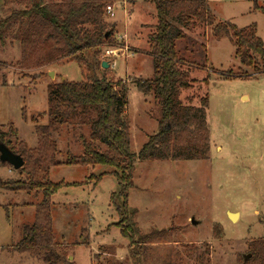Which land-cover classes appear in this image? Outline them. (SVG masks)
<instances>
[{
  "label": "rangeland",
  "instance_id": "374dc122",
  "mask_svg": "<svg viewBox=\"0 0 264 264\" xmlns=\"http://www.w3.org/2000/svg\"><path fill=\"white\" fill-rule=\"evenodd\" d=\"M158 1L122 0L111 4L113 17L105 16V22L113 24L115 32L98 55L94 50L82 52L85 63L59 59L41 70L20 72L16 65L20 60L17 44L12 48L8 42L0 44V130L11 126L17 133L11 138L13 151H21L19 142L30 149L37 146L34 125L48 123L43 115L48 106L47 85L61 80L81 82L83 74L91 77L97 62L105 61L109 68L100 66L95 74L100 76L105 71L106 80L113 84L124 81L129 147L138 153L148 137L159 130L157 102L152 95L142 96L136 87L139 82L153 79L154 61L147 39L157 21L154 6ZM206 2L216 23L229 22L239 29L254 26L256 36L264 42V0ZM9 13L0 0V18ZM185 32L186 38L176 44L178 58L199 68L189 69L192 88L181 89L179 99L183 105L196 106L200 98L207 96L209 156L197 161L135 163L127 198L139 232L136 238L166 231L149 240L136 259L116 226L120 216L110 196L118 190V182L110 175L98 183L95 180L113 169L61 165L50 168L47 175L36 172L42 183L71 184L52 195L50 201L55 252L72 264H247L249 244L263 237L264 67L259 66V72L244 67L229 37H216L212 27L197 24ZM110 45L127 46L128 51L104 58ZM229 73L241 77L228 79L225 74ZM50 132L60 151V162L82 155V142H89V128L78 121ZM89 177L93 178L86 183ZM27 178V170L20 173L0 166L1 182ZM41 199V192L0 189V264H44L41 254L15 249L23 237L22 228L34 221V207ZM229 213H236L237 218L231 221Z\"/></svg>",
  "mask_w": 264,
  "mask_h": 264
},
{
  "label": "trees",
  "instance_id": "16d2710c",
  "mask_svg": "<svg viewBox=\"0 0 264 264\" xmlns=\"http://www.w3.org/2000/svg\"><path fill=\"white\" fill-rule=\"evenodd\" d=\"M122 0H3V6L10 10L0 18V44L8 42L20 48L21 69L41 70L59 59L73 58L84 62L82 52L94 50L95 55L107 44L115 32L113 24L105 22L107 5L119 4ZM156 24L148 36L149 55L153 58V79L137 83L142 96L152 95L157 102L160 119L158 132L150 135L138 153L130 146V130L125 119L126 90L121 81L113 84L106 80L105 71L95 74L105 61H98L92 76L83 74V81L71 83L60 81L46 88L48 106L43 115L48 123L34 125L37 146L27 148L22 142L21 151H13L11 138L17 133L9 126L0 130V144L19 155L25 164L20 173L27 170V181L20 179L0 181V189L9 192L42 193V199L35 205L34 221L22 228V239L15 245L20 253H39L44 264H72L66 256L55 252L53 218L50 197L67 183H44L37 180L36 172L48 174L50 168L66 166H103L113 169L101 173L96 182L104 176H114L118 190L111 194L112 205L120 216L116 223L122 236L129 242L136 259L143 252L149 240L163 236L166 231L152 232L136 238L139 233L133 222L134 212L129 211L127 193L133 186L135 163L170 160L177 162L206 160L209 156V128H207V96L199 104L183 105L179 99L181 89L192 88L190 70L199 68L178 58L177 41L186 38V30L197 24L212 27L216 37H229L235 47V56L244 67H253L257 72L264 67V42L256 36L254 26L242 29L227 23H216L206 0H160L155 6ZM109 43V42H108ZM107 63V62H106ZM37 75L36 77H39ZM230 77H241L225 74ZM206 84L209 78H206ZM118 87V89H116ZM26 120V116L22 114ZM79 122L89 128V142H82L83 154L69 157L65 162L57 160L60 155L57 145L50 138V131L56 127ZM34 122V120L32 121ZM99 146L104 147L101 149ZM23 161V162H24ZM0 166H7L1 163ZM89 177L86 181H91ZM78 186V184H72ZM263 237L249 244L250 259L247 264H264V217L260 220ZM247 260V259H246Z\"/></svg>",
  "mask_w": 264,
  "mask_h": 264
},
{
  "label": "water",
  "instance_id": "95a60500",
  "mask_svg": "<svg viewBox=\"0 0 264 264\" xmlns=\"http://www.w3.org/2000/svg\"><path fill=\"white\" fill-rule=\"evenodd\" d=\"M101 68L106 70L109 68V65L106 62H103L101 65ZM50 76L53 77V74L50 73ZM0 162L6 163L7 165L14 168V170H16V171L23 168V165H24L23 159L19 155L10 151L3 144H0ZM228 215H229V218L231 221H233V220H235V218H237L236 213H233V214L229 213ZM191 223L194 224V221L191 220ZM248 258H249V256H247L245 259H248Z\"/></svg>",
  "mask_w": 264,
  "mask_h": 264
},
{
  "label": "built area",
  "instance_id": "2783aa9c",
  "mask_svg": "<svg viewBox=\"0 0 264 264\" xmlns=\"http://www.w3.org/2000/svg\"><path fill=\"white\" fill-rule=\"evenodd\" d=\"M112 6L111 5H107V7L105 8V14L106 16H110L113 17V11H112ZM121 38L118 39V41H120ZM127 50V46L125 48L122 47H118L116 45H110L109 48L107 50H105L104 52V58H108L109 56H117L118 52H125L126 53ZM107 64L110 66V64L107 62ZM112 67H115V63H113Z\"/></svg>",
  "mask_w": 264,
  "mask_h": 264
},
{
  "label": "crops",
  "instance_id": "0c3cea01",
  "mask_svg": "<svg viewBox=\"0 0 264 264\" xmlns=\"http://www.w3.org/2000/svg\"><path fill=\"white\" fill-rule=\"evenodd\" d=\"M10 48H12V47H15V43L14 44H10V45H8ZM16 46H18V45H16ZM19 48V47H18ZM20 49V48H19ZM20 72H27L26 70H19ZM123 83H124V81H122ZM16 133V132H15Z\"/></svg>",
  "mask_w": 264,
  "mask_h": 264
}]
</instances>
